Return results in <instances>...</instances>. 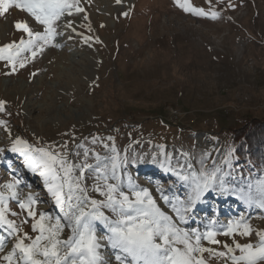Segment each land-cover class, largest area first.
<instances>
[{
    "label": "rangeland",
    "instance_id": "1",
    "mask_svg": "<svg viewBox=\"0 0 264 264\" xmlns=\"http://www.w3.org/2000/svg\"><path fill=\"white\" fill-rule=\"evenodd\" d=\"M180 3L206 15L186 12L175 0H79L84 11L73 10L57 22L62 35L52 41L55 46H45L35 57L21 51L15 71L7 60H0V148L5 149L0 155V185L18 173L24 181L21 198L33 195L44 202L35 206L37 213L55 218L59 209L41 177L25 168L22 157L7 151L13 141L19 137L36 147L53 146L76 163L82 155L74 153L88 149L103 158L114 142L121 156L129 158L125 181L130 175L149 190L163 212L174 216L162 194L183 199L187 189L168 170L165 158L173 167L187 159L199 169L198 161L207 154L211 168L231 151L229 135L242 122L264 123V0ZM213 12L215 19L210 18ZM68 21L71 27L65 26ZM17 22L43 31L28 12L12 7L0 15V47L28 39L16 29ZM89 163H95L91 156ZM232 171L245 180L264 177L263 163L246 159L232 160ZM94 183L92 176L85 180L88 194L103 199L92 191ZM9 207L20 214L8 219L35 237L31 218L23 224L26 214L15 202ZM241 214L253 230L250 237L218 235L220 244L204 246L224 251L223 244L234 246L233 240L256 244V232L264 231V210L215 193L198 205L193 221L180 226L204 231L216 220L221 228ZM0 235L6 237L3 256L16 241L4 230ZM69 235L65 228L61 238ZM205 259L207 264H230L207 253Z\"/></svg>",
    "mask_w": 264,
    "mask_h": 264
},
{
    "label": "snow or ice",
    "instance_id": "2",
    "mask_svg": "<svg viewBox=\"0 0 264 264\" xmlns=\"http://www.w3.org/2000/svg\"><path fill=\"white\" fill-rule=\"evenodd\" d=\"M175 2L186 12L206 15L203 10L191 8L180 0ZM12 7L28 12L43 26V31H39L31 29L26 22L16 23V29L26 33L28 39H21L19 45L13 42L0 47V60L12 64L13 71L14 60L21 51H30L35 57L45 46H55L52 41L62 35L57 31V22L66 14L73 15V10L77 13L84 11L79 0H0V15ZM216 16L213 12L210 18ZM65 26L71 27L72 21ZM20 67H24L23 62ZM3 107L4 102L0 101V110ZM103 146L109 148L106 144ZM7 151L22 157L25 168L41 177L60 215L53 218L50 213H37L35 206L44 202L31 194L21 198L20 185L24 181L13 172L12 180L0 185V230L6 231L16 242L10 252L0 256V264H207L206 253L225 258L230 264H264V231L256 232V244L233 240L234 246L223 244L224 251L204 246L205 242L220 244L216 239L218 235L250 237L253 230L243 214L221 228L216 227V220H211L204 231L180 226L195 219L198 205L212 193L234 198L247 208L264 210V177L245 180L241 175L238 178L232 171L231 152L222 164L213 162L211 168L206 165L207 154L198 161L199 169L191 160L186 159L184 164L177 162L173 167L171 159L165 158L168 170L187 189L183 199L176 197L172 200L162 194V199L171 206L172 216L163 212L149 190L137 185L130 175L125 181L124 169L129 158L127 154L121 156L114 142L109 155L103 158L88 149L82 154L74 153L77 158L82 155L80 163L71 160L66 152L56 151L53 146L36 147L19 137ZM4 152L5 149L0 148V155ZM181 155L187 156L185 153ZM89 156L95 163H89ZM138 162L144 160L140 158ZM151 162H156L155 156ZM88 176L95 180L92 191L103 199H93L88 194L85 185ZM10 202H15L21 213L26 214L23 224L29 223L28 218H31V230L37 233L35 237L8 219L10 215L20 214L11 211ZM65 228L69 229L70 235L62 239ZM5 240L6 237L0 235V252L5 247Z\"/></svg>",
    "mask_w": 264,
    "mask_h": 264
},
{
    "label": "trees",
    "instance_id": "3",
    "mask_svg": "<svg viewBox=\"0 0 264 264\" xmlns=\"http://www.w3.org/2000/svg\"><path fill=\"white\" fill-rule=\"evenodd\" d=\"M247 123L248 121L242 122L229 135L232 160L246 159L250 164L261 162L264 165V123L257 121L246 125Z\"/></svg>",
    "mask_w": 264,
    "mask_h": 264
}]
</instances>
